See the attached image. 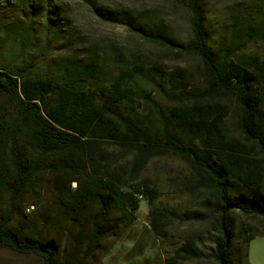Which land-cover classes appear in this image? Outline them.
Masks as SVG:
<instances>
[{"label":"trees","instance_id":"1","mask_svg":"<svg viewBox=\"0 0 264 264\" xmlns=\"http://www.w3.org/2000/svg\"><path fill=\"white\" fill-rule=\"evenodd\" d=\"M23 1L28 20L44 19L56 38L62 19L51 14L53 0ZM181 1L192 14V38L184 49L203 64L202 92H186L182 73L168 78L159 67L115 62L106 65L115 68L112 73L88 54L45 75L34 70L27 54L2 59L0 248L38 257L43 264H90L89 251L134 224L150 191L117 162L119 150L138 157L136 164L178 157L212 193L207 205L215 213V234L187 240L164 264H185L189 256L248 264L250 241L264 237V51L250 48L256 38L264 43V25L251 33L236 29L231 41L212 45L201 0ZM93 10L145 40L170 42L159 24L150 27L119 12ZM50 38L46 34L47 42ZM166 96L176 104L168 114L160 106ZM215 99L233 101L231 118L244 141L228 132L223 107L205 103ZM29 207L32 219L25 221ZM237 215L261 219V230L240 225ZM161 217L159 209H150L156 232ZM207 243L209 248L200 247Z\"/></svg>","mask_w":264,"mask_h":264},{"label":"rangeland","instance_id":"2","mask_svg":"<svg viewBox=\"0 0 264 264\" xmlns=\"http://www.w3.org/2000/svg\"><path fill=\"white\" fill-rule=\"evenodd\" d=\"M23 0H0V62L10 55L27 54L34 59V70L40 74L52 73L59 63L82 54L94 55L100 65L115 73L110 63L159 67L167 77L182 73L185 91H204L205 76L201 60L185 51L192 38V14L181 0H53L50 10L59 14L60 32L54 38L46 29L47 23L38 17L30 22ZM93 6L119 12L136 22L162 28V35L170 41L166 45L145 40L125 24L110 22L98 17ZM201 11L206 19L212 45L228 43L236 29L249 33L264 25V0H201ZM118 16V15H117ZM27 18V19H26ZM52 19H56L51 15ZM252 29V30H248ZM46 34L50 41H46ZM178 45L182 46L179 47ZM256 52L264 51V43L256 38L250 43ZM161 109L175 107V102L164 97ZM206 104L223 107V120L231 136L244 141L235 127V105L231 99L208 100ZM155 118V113H150ZM120 165L127 166L135 184H143L150 191L141 199L137 220L116 236L103 239L89 251L90 264H164V260L178 251L187 240L213 236L215 213L207 201L212 193L199 183L196 171L178 157L155 156L136 164L133 154L115 152ZM162 212L160 232L152 229L149 220L151 208ZM32 209H25L22 217L32 219ZM17 216V215H16ZM34 216V215H33ZM241 225L260 231L262 220L237 215ZM18 218L15 217L13 223ZM259 235V234H258ZM209 248V244L201 245ZM248 264H264V237L252 239L248 247ZM185 264H214L206 259L187 257ZM0 264H43L32 255H22L0 248Z\"/></svg>","mask_w":264,"mask_h":264}]
</instances>
